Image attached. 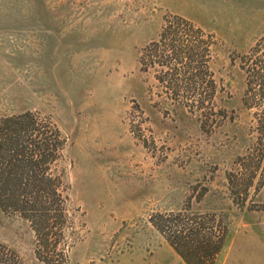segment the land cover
<instances>
[{"label": "rangeland", "instance_id": "obj_1", "mask_svg": "<svg viewBox=\"0 0 264 264\" xmlns=\"http://www.w3.org/2000/svg\"><path fill=\"white\" fill-rule=\"evenodd\" d=\"M0 148V264H264V0H0Z\"/></svg>", "mask_w": 264, "mask_h": 264}, {"label": "trees", "instance_id": "obj_2", "mask_svg": "<svg viewBox=\"0 0 264 264\" xmlns=\"http://www.w3.org/2000/svg\"><path fill=\"white\" fill-rule=\"evenodd\" d=\"M10 139L8 140L7 146H9ZM11 147V146H9ZM1 149V148H0ZM12 163L10 160L8 165ZM11 168L14 167L13 164L10 166ZM10 169V168H9ZM5 174V178L3 175ZM2 174L0 173V200L2 197L6 194H9L8 203H11V206L15 205V189L16 186H18L17 180L12 178L10 176V170H5ZM9 175V176H8ZM25 189V187H24ZM195 225H185L182 228H173L170 234L168 235V240L170 242V245L175 249V251L179 254L180 257L183 258V260L187 264H198L199 262H193L191 259L188 258L183 251L180 249L182 248H191L195 247L194 245L201 242V245L204 243L207 244L206 246V252L203 251V254L205 256H202L200 259L203 264H215V257L219 253L221 247L223 246V238H218L215 234L216 227L212 226L211 228H206L209 233L203 228V225H200L198 222L194 223ZM162 230V229H161ZM205 230V234L202 233ZM164 232V230H162ZM190 251V250H189ZM188 251V252H189ZM201 253V251H200Z\"/></svg>", "mask_w": 264, "mask_h": 264}]
</instances>
